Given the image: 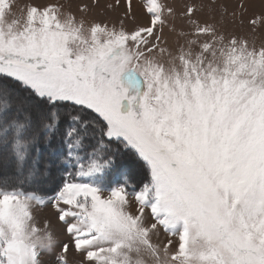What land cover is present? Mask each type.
<instances>
[{
    "label": "snow or ice",
    "instance_id": "snow-or-ice-1",
    "mask_svg": "<svg viewBox=\"0 0 264 264\" xmlns=\"http://www.w3.org/2000/svg\"><path fill=\"white\" fill-rule=\"evenodd\" d=\"M22 5L0 0V264H264V36L202 18L201 0H142L144 23L134 0L106 5L124 9L113 22ZM48 204L69 240L36 222Z\"/></svg>",
    "mask_w": 264,
    "mask_h": 264
},
{
    "label": "rangeland",
    "instance_id": "rangeland-1",
    "mask_svg": "<svg viewBox=\"0 0 264 264\" xmlns=\"http://www.w3.org/2000/svg\"><path fill=\"white\" fill-rule=\"evenodd\" d=\"M17 4V8L14 9L17 15H19V7H22V0H15ZM58 3H62L66 6L65 10H68L69 8L76 12L77 6L86 3L90 6V11L88 13L89 19H96V20H104L108 22L116 21L119 17L123 15V7L119 8H113L109 9L106 7V5L110 3H114V0H56ZM142 2V0H134V4L136 6V20L137 22L144 23L146 22V17L142 14L141 9L139 7V4ZM167 3L172 5L177 12H180L184 5L189 2V0H166ZM202 2V8L203 11L201 13H198L202 18H206L209 20L218 19L220 23L225 24L226 31H237L242 32L246 35H248L250 38H255L257 42L260 41L261 37L264 36V27H259L255 33L249 31L248 28V18L251 17L253 14H256L257 16L260 15L261 12H264V0H247L248 2V11L244 15V23H240V17L237 15L236 19L233 20V17L231 15V11L233 7L236 5L237 0H201ZM225 9H227V15L225 16ZM77 16L79 17L80 13L76 12ZM171 23L164 28V36L165 39H167L170 43L174 42L176 39V34L179 32V27L176 29V33H173L172 26L180 25L182 21L179 17H173L170 18ZM129 27H131V24H129ZM13 176L14 173L11 168H5L2 165H0V176ZM53 196H45V197H51ZM35 216H36V222L38 225L42 228L44 227V221L45 219H52V228L57 233V238L61 241H67L69 240V237L65 235L63 232L59 231L58 226L55 224V209L52 207L51 204H48L44 207H38L35 209ZM41 259L44 261V264H54V257L49 254L45 253ZM70 261H73V264H75V261H78L77 258H73V256L69 255Z\"/></svg>",
    "mask_w": 264,
    "mask_h": 264
},
{
    "label": "trees",
    "instance_id": "trees-1",
    "mask_svg": "<svg viewBox=\"0 0 264 264\" xmlns=\"http://www.w3.org/2000/svg\"><path fill=\"white\" fill-rule=\"evenodd\" d=\"M48 155L49 154L47 152L43 154V157L41 158V164L48 162ZM125 166L128 168L134 167V165L130 161L125 162ZM52 175H53L52 181H46L39 186V188L37 189L38 194L43 195V196H50L54 194L52 189L54 187V183L59 178L60 174L56 172L55 168H53Z\"/></svg>",
    "mask_w": 264,
    "mask_h": 264
}]
</instances>
